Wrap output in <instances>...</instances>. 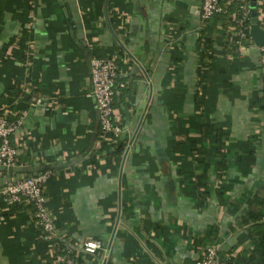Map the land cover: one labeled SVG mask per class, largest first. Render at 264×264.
Returning a JSON list of instances; mask_svg holds the SVG:
<instances>
[{
    "label": "crops",
    "instance_id": "0c3cea01",
    "mask_svg": "<svg viewBox=\"0 0 264 264\" xmlns=\"http://www.w3.org/2000/svg\"><path fill=\"white\" fill-rule=\"evenodd\" d=\"M200 4L0 0V110L21 117L11 135L17 162L0 165V187L49 170L56 227L44 241L30 203L0 199V264H55L62 245L80 264H194L210 245L194 240L212 228L218 258L251 251L236 219L264 182L259 51L245 42L226 52L222 37L233 29L220 16L202 20ZM204 38L215 40L205 56ZM92 55L117 62L116 136L100 129ZM203 121L221 130L222 172ZM192 143L205 147L204 165ZM203 167L205 193L195 186ZM88 238L102 242L95 253L81 248Z\"/></svg>",
    "mask_w": 264,
    "mask_h": 264
},
{
    "label": "built area",
    "instance_id": "2783aa9c",
    "mask_svg": "<svg viewBox=\"0 0 264 264\" xmlns=\"http://www.w3.org/2000/svg\"><path fill=\"white\" fill-rule=\"evenodd\" d=\"M235 1L238 3L239 16L233 15V18L236 19L238 28L236 30L233 26L231 28L237 36L239 46H242L248 39L249 29L246 31L244 20L250 19V0ZM225 6L220 0H201V19L207 21L219 16L225 11ZM256 11L257 22L264 29V0H256ZM256 48L259 51V64L264 80V45ZM89 70L100 129L106 134L116 136L121 131V126L114 120L113 107L118 75L117 62L112 56L92 55L89 57ZM20 118L9 120L6 112L0 110V165L6 168L15 165L17 162L18 150L11 141V135L19 124ZM49 177V170H43L15 181H8L0 187V199L10 204L26 202L33 206L34 218L41 232L40 236L47 242L53 241L56 236L54 219L47 209L44 194V186ZM101 246L102 242L96 238H88L81 243V248L87 253H95ZM52 258L55 264H80L72 254V250L64 245H62L60 253ZM194 264H221L217 254V246L210 244L204 247Z\"/></svg>",
    "mask_w": 264,
    "mask_h": 264
},
{
    "label": "trees",
    "instance_id": "16d2710c",
    "mask_svg": "<svg viewBox=\"0 0 264 264\" xmlns=\"http://www.w3.org/2000/svg\"><path fill=\"white\" fill-rule=\"evenodd\" d=\"M222 4H225V11L220 14L221 23L224 28L228 26H233L236 30L238 28L236 19L233 18V15L239 16L238 3L235 0H220ZM244 25L246 31L249 29L250 19L244 20ZM222 45L227 49H234L239 46L237 42V36L234 33L225 32L222 37ZM215 40L204 38L202 40L203 44V55L207 53V49L212 47V44ZM245 42V41H244ZM19 93H22L19 89L13 90L10 92L13 96H19ZM7 108V107H6ZM5 108V109H6ZM11 112H7V118H10V114L13 112L12 107H8ZM264 110V106L262 108ZM5 112L4 109H2ZM214 131L215 133V170L224 171L227 168V161L225 154L223 152V146L221 142V130L214 128L210 122L203 121L201 124V133L206 135L208 132ZM264 135V128H263ZM259 138V137H258ZM192 156L197 164L204 165L207 159L205 147L197 146L195 143L191 144L190 147ZM207 179V170L205 167L202 168L200 174L196 176L195 186L197 189L203 190L202 193H205ZM255 194L247 200V207L238 214L237 223L241 229L245 230L248 239L252 242L251 251L243 257L235 259V256H221L219 261L221 264H238L239 260H242L246 264H264V182L262 185L256 189ZM220 238L216 233V228H212L211 234L208 238L204 239L203 237L197 238L194 240V244L204 247L206 242H209L212 245L219 243Z\"/></svg>",
    "mask_w": 264,
    "mask_h": 264
},
{
    "label": "water",
    "instance_id": "95a60500",
    "mask_svg": "<svg viewBox=\"0 0 264 264\" xmlns=\"http://www.w3.org/2000/svg\"><path fill=\"white\" fill-rule=\"evenodd\" d=\"M249 8H250V25H249L248 39L246 40V42L252 47H260L264 45V29H262L257 22L256 0L249 1ZM67 22L70 26L69 19H67ZM57 113L62 116L60 107L57 109Z\"/></svg>",
    "mask_w": 264,
    "mask_h": 264
}]
</instances>
